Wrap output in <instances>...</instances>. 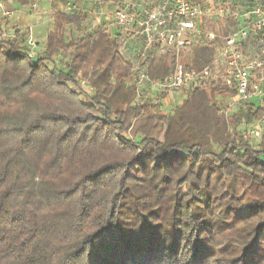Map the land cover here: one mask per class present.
<instances>
[{
	"label": "trees",
	"instance_id": "obj_1",
	"mask_svg": "<svg viewBox=\"0 0 264 264\" xmlns=\"http://www.w3.org/2000/svg\"><path fill=\"white\" fill-rule=\"evenodd\" d=\"M51 9L33 58L30 33L0 39V264H264V126L257 148L239 129L264 107L225 115L201 86L166 114L136 102L123 38ZM235 27L225 16L220 34ZM214 47L182 54L185 69L209 65ZM174 62L154 60L150 78Z\"/></svg>",
	"mask_w": 264,
	"mask_h": 264
},
{
	"label": "built area",
	"instance_id": "obj_2",
	"mask_svg": "<svg viewBox=\"0 0 264 264\" xmlns=\"http://www.w3.org/2000/svg\"><path fill=\"white\" fill-rule=\"evenodd\" d=\"M42 1L47 0L31 2L30 9L39 13V3ZM214 1L154 0L152 7L140 8L135 2L122 0L103 12L101 28L109 35H120L123 38L121 50L129 39L137 41L133 56H124L130 64V74H133L136 102L148 98L156 103L161 100L159 97L168 93H177L180 101L194 87L201 86L206 90L210 84L219 80L226 87L234 88L233 97H227L225 108L220 110L225 115L229 114L232 107L247 103L264 107V8L260 4H250L239 15L227 13L224 7H213ZM56 9L72 12L76 6L67 1ZM207 16H231L233 19L242 16L244 25L220 35L221 43L218 44L210 64L204 68L186 70L177 60L169 75L151 79L148 67L157 57L169 55L177 59L181 51L202 43L216 46L219 35L213 31H205L203 26V19ZM0 17L8 21L15 17L6 0H0ZM11 34L8 32L2 36L4 40L12 39L14 33ZM250 38L255 40L258 48L243 52L242 44L245 42V45ZM36 47V40L28 35L22 44L28 57L35 56ZM152 93L156 94L152 96ZM216 99L218 102L222 101L219 95ZM177 102L175 98L174 103ZM263 126L264 114L256 120L251 130L253 137H260Z\"/></svg>",
	"mask_w": 264,
	"mask_h": 264
},
{
	"label": "rangeland",
	"instance_id": "obj_3",
	"mask_svg": "<svg viewBox=\"0 0 264 264\" xmlns=\"http://www.w3.org/2000/svg\"><path fill=\"white\" fill-rule=\"evenodd\" d=\"M7 1V5L14 11V15H17V8H21V7H29L30 3H26V5L22 6L19 3H17L15 0H6ZM67 1H71L74 3V5L76 6V9L74 10V13H79L81 15L84 16V21H83V26L85 30L93 32L94 30L98 29L101 27L102 25V16H103V12L106 10H109L113 5L120 3L122 0H47V7L45 9V14L47 16V19L50 18L52 10H51V4H54L55 7H62L65 2ZM132 2L137 3V5L140 6V8H149L152 7L153 5V1L154 0H130ZM101 2V3H100ZM250 4H260L262 5V0H215L213 2V7H224L228 12H233V13H237L239 15H242V13H244V11L246 10V8L250 5ZM16 5V7H15ZM21 6V7H20ZM234 15V14H232ZM234 17V16H233ZM225 17H217V16H207L203 19V26L205 31H213L214 33H216V35H221L220 31H219V23L224 19ZM49 21V20H48ZM3 25V28H0V39L4 40L3 38V34L7 35L8 32L10 33V35H12L11 33H13V29L14 27L11 26V23H9L8 20L3 19L0 17V25ZM6 25V26H5ZM51 28V22H42L39 23L37 25H34L31 28V35L40 41L41 45L40 49L42 47H44V41H45V36L46 33L49 31V29ZM74 29V28H73ZM73 29H70L68 32L69 37H75L78 35L77 32H75ZM218 33V34H217ZM247 50L249 52L253 51V44L250 43V41L248 40L247 43L245 44ZM190 51V49L185 50V51H181L179 54V57L177 59H175L174 65L176 63V61L178 60L179 63L184 64L185 59H182V54H188V52ZM165 56V55H163ZM162 56V57H163ZM173 57V56H172ZM57 63L56 65H59V67H61V61L63 62V58H61L60 56L56 58ZM131 68V67H130ZM133 77V74H130ZM221 81H217L216 83H212L210 84V87L208 89H206L205 91L207 92L208 96L210 98H213L214 100L217 101L216 97L219 95L221 97L220 102L217 101L218 105L220 108H225L226 106V99L227 97L232 98L234 95V88L228 87V88H224L225 91L223 89H216V90H212V86L219 84ZM72 89L78 92L79 97L87 102L88 101V96L92 94V89L90 88L87 80H85L83 77L78 76V85H73ZM156 93H152L151 95H155ZM174 95V93H168V94H163L159 99H163V98H172ZM160 101V100H159ZM182 101V99H181ZM181 101H179L177 104H170V106H167L165 104V102H156L157 104H159L158 110L161 111L163 114L166 113H170L174 110V108L179 105L181 103ZM235 111V109L233 110ZM251 128L248 125H241L239 127L240 131L244 132L249 140H250V144L254 147L257 148V144L260 142L261 140V135H262V131H261V135L260 137H253V135L251 134ZM132 168V165H131ZM226 202V197L223 198V200L219 203V206H223L224 203Z\"/></svg>",
	"mask_w": 264,
	"mask_h": 264
},
{
	"label": "crops",
	"instance_id": "obj_4",
	"mask_svg": "<svg viewBox=\"0 0 264 264\" xmlns=\"http://www.w3.org/2000/svg\"><path fill=\"white\" fill-rule=\"evenodd\" d=\"M48 2L47 1H42L39 3V7H40V12L37 13L31 9H29L28 7H21V8H17L16 5V9L17 10V15H15L14 19L9 21V23H11V26L12 27H17L18 29H20L21 31L23 32H27L28 34L31 32V28L34 26V25H37L39 23H42V22H51V19L48 21L47 19V16L45 14V9L47 7V4ZM236 21V27H239V26H242L244 25V18L242 16H239L238 19H234ZM102 21V19H101ZM3 23L0 25V28H3ZM6 26V25H5ZM102 27V26H101ZM234 29V28H232ZM50 30V29H49ZM231 30V29H230ZM31 34V33H30ZM220 35L218 36V40L217 42H215L216 46L214 47V51H216V48L218 46L220 42ZM34 38V37H33ZM35 39V38H34ZM36 41H39L36 39ZM250 43L253 44V49L254 48H258L255 40H253L252 38L249 39ZM245 43V42H244ZM244 43L242 44V50L243 52H246L248 51L246 46L244 45ZM137 45V41L134 39V38H131L127 41L126 45L122 48L121 50V47L119 49V54L122 56V58L124 59V56H128L129 54L132 55L133 52H134V47ZM122 46V44H121ZM121 50V51H120ZM133 56V55H132ZM161 58V57H160ZM156 59H159L158 57ZM125 60V59H124ZM126 61V60H125ZM127 62V61H126ZM128 63V62H127ZM177 99L178 102H179V95H177V93H174L173 97L172 98H163L161 99L159 102H165V104L167 106H170V104H175L174 103V99ZM181 101V100H180ZM177 102V103H178ZM155 103V102H153ZM176 103V104H177Z\"/></svg>",
	"mask_w": 264,
	"mask_h": 264
}]
</instances>
